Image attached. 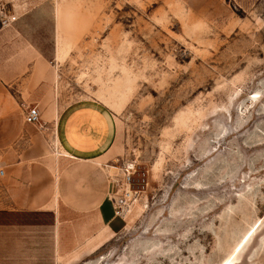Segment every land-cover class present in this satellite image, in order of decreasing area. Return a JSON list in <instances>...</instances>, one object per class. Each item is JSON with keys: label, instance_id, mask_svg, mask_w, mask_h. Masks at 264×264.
<instances>
[{"label": "rangeland", "instance_id": "obj_1", "mask_svg": "<svg viewBox=\"0 0 264 264\" xmlns=\"http://www.w3.org/2000/svg\"><path fill=\"white\" fill-rule=\"evenodd\" d=\"M0 20V264H264V0H0ZM54 185L55 219L14 213Z\"/></svg>", "mask_w": 264, "mask_h": 264}, {"label": "crops", "instance_id": "obj_2", "mask_svg": "<svg viewBox=\"0 0 264 264\" xmlns=\"http://www.w3.org/2000/svg\"><path fill=\"white\" fill-rule=\"evenodd\" d=\"M0 30H1V28H0ZM0 65H1V63H0ZM10 70L11 69L4 70L3 74L6 75V76L9 75L8 72ZM1 75H2V71H0V80L2 79L1 78ZM60 117H59V119H60ZM59 119L57 120L56 125H53L51 123H44V125H42V129L44 131L50 130V129L51 130L56 129V134H57L56 137H57L58 142H60V139H59L60 137L59 136H60V132H62V125L64 124V123H61V121H59ZM23 126H22V128H23ZM42 135H43V133H42ZM22 138H23L22 140H28V137L27 136H23ZM16 146H15V148H16ZM62 148L65 150L64 146H62ZM66 153L67 154H64L62 156L59 155L56 158V160H57V163H56V171H57V174L61 170H64V169H66V171H67V169L69 170V167H71V165L75 163L72 160L73 159H77L75 157V155L70 154L69 152H66ZM30 155L31 154H29L27 152L23 153L22 151H18L17 149L11 148V150H10V157H11V159H14V161H17L18 158L21 160V162H22L23 159L25 161H28V159H29L28 156H30ZM88 158H89L88 160H84V161L85 162H88V164H90V162L92 161L93 157H88ZM66 164H67V166H66ZM14 167L15 168H13L14 169V172L13 173H15V174H12V170H11L12 168H11L9 170V176H12V175H15L16 177L17 176H23V175H21L22 174L21 173L22 170L26 174V172L30 171V169H31V166H28V164H26V163L24 165L22 163H20V164L15 165ZM17 171H18V174H17ZM48 171L50 172L51 175H54V174H52L53 169L51 170L49 168ZM15 176H13V177H15ZM9 179H10L9 193L12 194L13 200L16 203L18 200L20 201L19 198H20V194H21V188L18 187V185L16 184V181L15 180H13L12 178H9ZM50 191H51L50 197H48V199L46 201L42 200V203H40V205H37V206H26V207H23V208L18 205V208H13V211H16L14 213H18L19 214V213H23V212L26 213L28 211H32L33 212V215H36L35 212H37V211H41V210L48 211L49 210V211H52V214H53L52 217L55 219V213L58 214V212H60V209H63L64 207L61 204L62 197H61V195H59V188L57 187V185H54L53 189L50 190ZM84 198L86 199V197H84ZM79 201L80 200L75 199V198H71V199L67 200L68 203H70V202L73 203V204H71L69 206L70 208H84L85 210H92V209L95 208V207H92L91 206V200L90 199L85 200L86 202H84L85 204H83V205L79 204ZM74 203H77V204H74ZM10 211H12V210H10ZM8 222H9V224H8L9 225V229L11 230L12 229L13 220L11 221L10 219H8ZM54 225L56 226V221H54ZM27 239H30V237H27Z\"/></svg>", "mask_w": 264, "mask_h": 264}, {"label": "built area", "instance_id": "obj_3", "mask_svg": "<svg viewBox=\"0 0 264 264\" xmlns=\"http://www.w3.org/2000/svg\"><path fill=\"white\" fill-rule=\"evenodd\" d=\"M40 117V112L37 109V107L31 108L26 116H25V122L28 124H35ZM6 177V169L5 167L0 163V180L4 179Z\"/></svg>", "mask_w": 264, "mask_h": 264}, {"label": "trees", "instance_id": "obj_4", "mask_svg": "<svg viewBox=\"0 0 264 264\" xmlns=\"http://www.w3.org/2000/svg\"><path fill=\"white\" fill-rule=\"evenodd\" d=\"M2 26V22H1V20H0V27Z\"/></svg>", "mask_w": 264, "mask_h": 264}]
</instances>
